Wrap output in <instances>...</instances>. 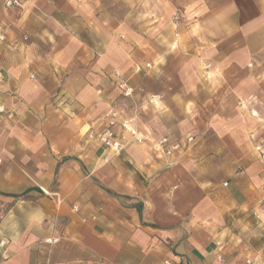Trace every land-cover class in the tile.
<instances>
[{
	"label": "crops",
	"instance_id": "1",
	"mask_svg": "<svg viewBox=\"0 0 264 264\" xmlns=\"http://www.w3.org/2000/svg\"><path fill=\"white\" fill-rule=\"evenodd\" d=\"M0 25V264H264V0H0ZM114 105L144 140L105 160Z\"/></svg>",
	"mask_w": 264,
	"mask_h": 264
},
{
	"label": "built area",
	"instance_id": "2",
	"mask_svg": "<svg viewBox=\"0 0 264 264\" xmlns=\"http://www.w3.org/2000/svg\"><path fill=\"white\" fill-rule=\"evenodd\" d=\"M7 8H23L25 5V0H3ZM6 39L5 29L0 25V41ZM3 71L0 69V79L3 78ZM120 88L125 96H132L135 87L129 85L127 81H123L120 84ZM141 89V88H140ZM253 115L257 116V111L251 109ZM0 115L13 118V110L8 109L5 105H0ZM120 129V131H118ZM130 133L138 141H143L144 138L138 136V130L134 127L131 121L123 119L119 110L115 107H110L106 112V120L99 127V129L90 131L89 138L99 143L107 151L105 155V160H110L112 157L120 155L126 147V142L124 141V133ZM125 133V134H126ZM188 142L193 141V136H189L187 139ZM156 147L161 150L165 155L172 156L176 152H181L184 148V144L180 141H171L168 136L162 137L156 142ZM258 150L261 152V155L264 157V145L258 146ZM40 189L48 194L55 195L58 197V193L51 192L45 187L40 186ZM264 204V199H263ZM264 212V208H263ZM58 241L57 237H52L46 240L47 243H55ZM6 245V240L3 237H0V248H4ZM249 262V261H248ZM165 264H170L168 260L165 261Z\"/></svg>",
	"mask_w": 264,
	"mask_h": 264
},
{
	"label": "rangeland",
	"instance_id": "3",
	"mask_svg": "<svg viewBox=\"0 0 264 264\" xmlns=\"http://www.w3.org/2000/svg\"><path fill=\"white\" fill-rule=\"evenodd\" d=\"M183 14L181 13V11H177L174 13L173 17H172V24H173V27L175 29V32L179 35H184V34H188V33H199L197 29H194V30H188L187 28L188 27H185V26H180V24L184 21H182L183 18ZM186 28V29H185ZM151 30V29H150ZM164 32L166 33H170L172 32L170 30V27H167L166 29H164ZM152 35V33H151ZM192 35V34H190ZM153 44V43H151ZM180 44V45H179ZM197 44H200V43H196V42H191V41H188L187 43H185L184 41L181 42V43H175L174 45H179L178 47H182L183 50H189V49H194L197 47ZM164 45V44H163ZM217 46V45H216ZM215 46V47H216ZM212 49V48H211ZM182 57H178L177 59H174V65L175 66H179V65H182V64H185L186 62H189V60H187L185 57L184 59H181ZM154 65V62L153 61H150L148 63H145V67L150 69L152 66ZM202 65L204 67L206 66H209V67H212V64L211 63H207V62H203ZM251 66V64H250ZM136 69H141L139 68V66H136ZM140 71V70H139ZM147 76V84L149 85V87H152V84L154 82V78L152 77V75H146ZM127 83L129 85H132L129 81H127ZM133 87H135V91L133 93L132 96H125L122 92L121 96L124 97V99L126 100V102H123L124 105H127V101H130L132 103V107L133 109H135V118H137V114L141 115L144 117V119L147 121V122H150L152 124V119L155 118V116L153 115L154 113V104L151 102L152 100L154 99H158V96L157 95H154L153 93L151 94L150 91H148L146 89L145 86L143 85H132ZM141 88V89H140ZM146 96V98L144 97ZM139 97H142L140 100ZM150 104H153V107L150 105ZM113 107L116 108V106L114 105ZM145 107V108H143ZM118 110V108H116ZM120 112V111H119ZM121 113V112H120ZM132 125L134 126L133 122L131 121ZM159 126V129H161V124L158 125ZM135 127V126H134ZM137 129V128H136ZM118 131H120V129H118ZM123 133H126V132H123Z\"/></svg>",
	"mask_w": 264,
	"mask_h": 264
}]
</instances>
